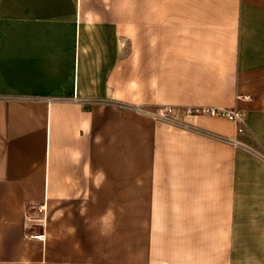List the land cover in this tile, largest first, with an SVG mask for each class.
I'll use <instances>...</instances> for the list:
<instances>
[{"label": "crops", "instance_id": "obj_1", "mask_svg": "<svg viewBox=\"0 0 264 264\" xmlns=\"http://www.w3.org/2000/svg\"><path fill=\"white\" fill-rule=\"evenodd\" d=\"M164 104L248 128L136 109ZM228 137L264 150V0H0V264H264Z\"/></svg>", "mask_w": 264, "mask_h": 264}, {"label": "built area", "instance_id": "obj_2", "mask_svg": "<svg viewBox=\"0 0 264 264\" xmlns=\"http://www.w3.org/2000/svg\"><path fill=\"white\" fill-rule=\"evenodd\" d=\"M136 109L150 115L151 117L159 120H164L175 125H179L185 128H191L194 124L190 121V118L200 115L218 116L224 117L232 121L239 133L244 132L248 128L247 113L237 107L228 106H216V105H172L164 104L154 107L137 106ZM229 142L235 146L242 147L255 156L264 161V150L258 146L251 145L235 137H228ZM32 223H40L44 225L45 216H38L37 213L27 215ZM32 237L43 239L45 238V232H39L31 234Z\"/></svg>", "mask_w": 264, "mask_h": 264}]
</instances>
